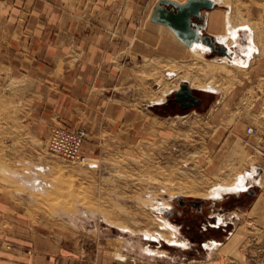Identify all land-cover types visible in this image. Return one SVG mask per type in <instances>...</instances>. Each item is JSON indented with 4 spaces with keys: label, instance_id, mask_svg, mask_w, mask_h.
<instances>
[{
    "label": "rangeland",
    "instance_id": "374dc122",
    "mask_svg": "<svg viewBox=\"0 0 264 264\" xmlns=\"http://www.w3.org/2000/svg\"><path fill=\"white\" fill-rule=\"evenodd\" d=\"M17 1L23 0H0V264H140L147 245L180 256L178 263L165 258L161 264H264V0H224L220 6L232 12L233 26L254 27L258 49L251 59L249 29L240 30L230 58L184 49L178 60L143 59L134 49L139 33H130L131 41L117 54L130 58L129 78L105 89L115 103L129 107L115 117L103 96H66L60 81L50 79L62 72L56 57L85 51L44 42L43 33L32 38L25 30L26 10L17 8ZM122 16L117 11L113 23L124 22ZM131 18L149 22L148 12ZM163 31L154 34L165 41ZM107 34L115 41L122 36ZM209 66L223 70L211 78L202 71ZM186 76L215 79L219 91L194 88L200 102L183 109L175 92ZM236 87L241 88L229 101ZM162 89L169 91L165 102H155ZM65 98L78 102V110L59 109L56 104ZM97 123V131L89 127ZM55 127L86 130L79 160L48 151ZM253 164L257 180L244 178L248 190H223L219 197H224L205 199L214 185L231 182ZM220 212L238 214L241 221L234 218L229 227L235 235L212 260H203L201 252L199 261H190L165 240L141 234L159 229L169 238L198 242L219 235L202 228ZM164 220L170 230L161 228Z\"/></svg>",
    "mask_w": 264,
    "mask_h": 264
},
{
    "label": "crops",
    "instance_id": "0c3cea01",
    "mask_svg": "<svg viewBox=\"0 0 264 264\" xmlns=\"http://www.w3.org/2000/svg\"><path fill=\"white\" fill-rule=\"evenodd\" d=\"M157 1L158 0H23L21 3L17 1L14 5L17 8H22V6H24L28 18L25 30L28 33L31 32L33 35L32 38L39 39L35 34L43 33L41 39L44 42L52 41L62 47L65 46L66 49L82 48L85 51L83 55L60 56L56 57L55 61H53L59 64L58 69L62 70V72L51 73L56 77L53 78L51 76L50 79L60 81L59 85L62 86L63 90L61 92L66 96H82L88 99L92 97L99 99V97L103 96V103L106 105V110L108 111L109 109L115 117V114L116 116H123L125 113H128L129 107L121 102L115 103L114 98L106 94L107 91L105 92V89H107L106 87L108 86H115L119 80H121L119 82L121 83L126 78H129L130 73L125 65V61L130 58L127 54H117L123 53V49H126V47L123 46L126 41H131L130 33H139V41L136 42L134 49L136 53L139 52L140 57L143 59H146L148 56L155 59L165 56L178 60L182 57L183 50L189 48L184 45L173 32L174 37L173 35L170 37L166 28L161 26L162 24L160 25L150 20L152 10ZM175 1L183 3L186 0ZM222 4L223 3L220 5L218 4L212 10L203 11V14L206 16L205 34L218 37L224 31V16L226 11H222L220 8ZM119 10L123 11L122 17L124 18L125 16L126 19L122 23H113L117 17V11ZM146 12H148L149 22L143 21L141 24L131 22L132 16L140 18V16H144ZM156 25L158 27H156ZM210 26L213 27L212 30ZM156 28L158 29L156 30ZM158 30H164L166 32L167 40H169L170 37L169 45L165 44V41L161 40L157 34H154ZM114 32L121 33L122 35L116 41L114 36L107 34ZM234 48L236 47L232 49V56L235 51ZM107 49L112 51L111 55L107 56L103 54ZM61 64H63V66ZM72 65L77 66L74 68ZM105 96L107 99H105ZM155 102L164 103L163 101ZM78 105V102H72L67 98H65V100L62 99L56 104V106L63 111H77ZM89 127L97 131L99 125L98 123L90 124ZM222 197L224 196L219 197V199ZM227 213H218L222 216L220 222H218V214L210 215L208 226L206 225L202 228V232L211 228L218 231L219 235H210L209 238L205 237L198 242L186 240V247L169 243L165 240L167 247L177 248L180 254L187 255L189 257L188 259L193 262L200 260L197 258L200 256L196 255H200L201 252L205 257L203 260H212L215 250L227 244L235 235L236 230L232 231L229 227L230 224L236 222L234 218L241 221L238 214L230 215L232 212H230V214ZM167 222H169V220H167ZM255 222H258V219H255ZM221 233L223 234L221 235ZM223 237L224 239L220 240ZM162 240L164 239L159 241L162 242ZM215 240L219 242V245L215 247V249L210 250L206 243ZM159 250H164L166 253L163 255H150L145 252V250L144 252L142 251L143 260L140 264H161L160 262H164L165 258L171 259L170 262H179L180 256H170L167 249Z\"/></svg>",
    "mask_w": 264,
    "mask_h": 264
},
{
    "label": "bare ground",
    "instance_id": "6f19581e",
    "mask_svg": "<svg viewBox=\"0 0 264 264\" xmlns=\"http://www.w3.org/2000/svg\"><path fill=\"white\" fill-rule=\"evenodd\" d=\"M217 2V4H221L223 3L224 4V0H215ZM218 9V8H217ZM231 12V11H230ZM229 11L226 10L225 12V16H224V19H225V27H224V31L218 36L231 50L233 49V47L235 46H238V38L240 37V30L241 29H249L251 31V33L254 34L253 36V44L250 46V49L248 51V56L250 57L251 55L253 56L255 54V52L257 51V45L255 44V41H256V38H255V30H254V27H252L251 25H246V24H243L241 27L240 26H233L232 24V12L230 13ZM216 13V12H215ZM224 14V13H223ZM222 14V16H223ZM213 15V13H212ZM221 16V15H219ZM218 16V17H219ZM216 17V16H215ZM212 18V17H211ZM214 18V16H213ZM221 18V17H220ZM217 19V18H215ZM223 19V18H222ZM219 20V19H217ZM212 21V19H211ZM221 23V22H220ZM148 24V23H147ZM215 24V23H214ZM149 25V24H148ZM161 25V24H160ZM246 25V26H245ZM154 26V25H153ZM162 27L166 28L168 34L170 35H173L174 37V34L172 33V31L166 27L165 25H161ZM215 26V25H213ZM222 26V25H221ZM220 26V28H221ZM156 27H158L156 25ZM211 27V26H210ZM213 27H211V30H212ZM158 28H156L157 30ZM155 30V31H156ZM165 32V31H163ZM167 35V34H166ZM169 37V38H170ZM257 37V36H256ZM161 39V38H160ZM163 39V38H162ZM167 39H165V44L167 43L166 42ZM198 48H201V49H198ZM187 51H191L193 52L194 54L200 56L202 52H207V49L205 47H202V46H193L191 48H187L186 49ZM235 53V52H234ZM251 56V57H252ZM232 57V56H231ZM251 57L249 59H251ZM205 61L208 63H212V62H215V60H207L205 59ZM253 61V60H252ZM251 61V62H252ZM241 62V63H240ZM245 61H238L237 63L240 65V66H244V63ZM249 63H250V60H249ZM205 64V63H204ZM217 64V63H216ZM215 65V64H214ZM246 65V64H245ZM208 66V65H207ZM218 66V65H217ZM217 66H209V67H205L203 68V72L206 73V75L208 76L209 74L211 75L210 77L213 78L215 74H219L220 72H222V68L220 67H217ZM247 66V65H246ZM227 69V68H226ZM225 69V70H226ZM261 69V68H260ZM224 70V71H225ZM260 71V70H259ZM171 73V72H170ZM208 73V74H207ZM231 73L229 72V75ZM234 74H232V77H233ZM220 76V75H219ZM210 78V79H211ZM235 78V77H234ZM215 79H211L210 81H207V82H202L200 79H197V78H191L190 76H186V77H183V79L181 80L183 82H186L189 84V86L192 88V90L194 88H197L199 90H203V91H207V92H218L219 91V88H217L214 84V81ZM180 83V85H181ZM243 81H241L239 84L240 86L242 87V84ZM163 86V85H162ZM239 87V88H241ZM222 88V87H220ZM239 88L236 87V89H234L233 91L230 92V98H229V101H231L232 99H234V97L236 96L237 94V91L239 90ZM226 89V88H225ZM224 90V89H223ZM227 90V89H226ZM168 89H162V92L160 96L157 95V98H155V101H163L165 102V96L168 94ZM226 93V92H225ZM224 93V94H225ZM226 96V95H225ZM225 98V97H224ZM154 99V98H153ZM223 99V98H222ZM154 101V100H153ZM48 145V144H47ZM257 171V167L253 164L252 167L250 169H245L241 172L238 173V175L231 181H227V182H221V183H217L216 185H214V187L212 189H210L208 192L204 193L206 196L205 199H209L211 197V199H219V194L221 192H223V190H228L230 191L231 193H234V191H239L240 192H243L245 190H248L249 187L246 185L245 181H244V178L247 177V178H254L256 179L255 177V173ZM14 173V172H13ZM32 177V176H31ZM37 181L39 179H36ZM257 180V179H256ZM36 181V182H37ZM29 182V181H28ZM34 187L37 188L36 186V183H33L32 184ZM181 197V196H180ZM101 210V209H100ZM97 212V211H96ZM83 214V213H82ZM89 214V213H88ZM87 215V214H86ZM85 215V216H86ZM92 215V214H91ZM218 222L221 221L222 219V216L220 214H218ZM107 219V218H106ZM162 225H161V228L163 230H170V225H169V222H167V220H164L162 221ZM121 227L122 230H125V231H131L128 227H125V226H119ZM78 229V228H77ZM133 231V230H132ZM176 232V231H175ZM172 233V232H171ZM142 235H145V237L148 239V240H161V239H164L166 241H168L169 243H173V244H177V245H182L184 247H186V242L181 240V239H178V238H169L168 235L166 236L165 233L163 231H160L159 229L158 230H149V229H145V230H142L141 232ZM207 247H209V249H215V247H217L219 245V242H217L216 240L215 241H211V242H208L206 243ZM145 252L149 253L150 255H163L165 254L166 252L164 250H159L157 248H154L150 245L146 246L144 248ZM121 253V252H120Z\"/></svg>",
    "mask_w": 264,
    "mask_h": 264
},
{
    "label": "water",
    "instance_id": "95a60500",
    "mask_svg": "<svg viewBox=\"0 0 264 264\" xmlns=\"http://www.w3.org/2000/svg\"><path fill=\"white\" fill-rule=\"evenodd\" d=\"M215 0H186L180 3L175 0H158L150 20L167 26L187 47L202 46L214 54L231 57L232 50L219 38L205 34L206 16L204 10L217 6ZM175 100L183 109H188L200 102L188 83L183 82L175 92ZM183 201L182 198H179ZM170 215V214H169Z\"/></svg>",
    "mask_w": 264,
    "mask_h": 264
},
{
    "label": "built area",
    "instance_id": "2783aa9c",
    "mask_svg": "<svg viewBox=\"0 0 264 264\" xmlns=\"http://www.w3.org/2000/svg\"><path fill=\"white\" fill-rule=\"evenodd\" d=\"M252 132L253 128H248V133ZM86 139L84 128L55 127L51 131L47 148L54 155L75 161L81 158Z\"/></svg>",
    "mask_w": 264,
    "mask_h": 264
}]
</instances>
